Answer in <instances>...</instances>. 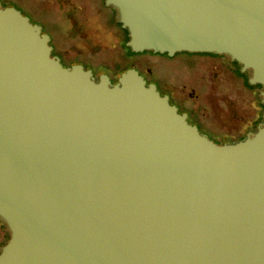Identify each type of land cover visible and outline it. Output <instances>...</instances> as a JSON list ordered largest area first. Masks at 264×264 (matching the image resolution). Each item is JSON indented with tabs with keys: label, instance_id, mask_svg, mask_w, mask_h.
<instances>
[{
	"label": "water",
	"instance_id": "95a60500",
	"mask_svg": "<svg viewBox=\"0 0 264 264\" xmlns=\"http://www.w3.org/2000/svg\"><path fill=\"white\" fill-rule=\"evenodd\" d=\"M131 51L223 54L264 105V0H104ZM0 5V264H264V111L218 143L128 67L51 55Z\"/></svg>",
	"mask_w": 264,
	"mask_h": 264
},
{
	"label": "rangeland",
	"instance_id": "374dc122",
	"mask_svg": "<svg viewBox=\"0 0 264 264\" xmlns=\"http://www.w3.org/2000/svg\"><path fill=\"white\" fill-rule=\"evenodd\" d=\"M18 1L20 4L17 8L22 7V13L30 16L31 21L40 23L43 30L51 34L52 42L55 43L57 35L62 38L64 46L70 45V50L65 52L66 56H73L76 51L81 53L73 59H64V63L78 61L87 66L83 57L93 56L97 62L105 61L109 66H121L111 73L113 78L116 72L128 66L126 63L129 60L123 59L117 47L116 28L108 21L107 13L96 0ZM67 7H73L76 12L72 14ZM72 26L77 31L70 29ZM113 46L115 49H112ZM200 54L210 53L191 55ZM195 59L197 56L179 55L171 58L146 53L136 56L134 62L143 69L147 66L156 68L152 78L165 81V92L174 91L177 97L184 99L186 106L206 120V125L214 133L207 134L211 139L230 140L243 133L249 121L257 115V98L219 59L209 56ZM89 67L95 72L104 69L97 65ZM188 120L194 122L191 116ZM199 127L202 126L199 124ZM4 236L5 229L0 226V239Z\"/></svg>",
	"mask_w": 264,
	"mask_h": 264
},
{
	"label": "flooded vegetation",
	"instance_id": "af4514ba",
	"mask_svg": "<svg viewBox=\"0 0 264 264\" xmlns=\"http://www.w3.org/2000/svg\"><path fill=\"white\" fill-rule=\"evenodd\" d=\"M96 1L99 4L100 8L107 13L108 21L113 26H115V28H116L117 47L120 50L119 52L122 54V57H123L124 60H129L126 63V64H128V66L125 67L124 69L116 72L114 74V78H113V75L111 73H113L114 71H116L121 66L120 65H117V66L116 65L115 66H109L107 64V62H105V61H98L97 62V61H95V58L93 56H91V57H85V58L83 57V59L85 60V63L88 64L89 66L90 65H93V66L94 65H97V66L103 67L104 68L103 70H100L98 72H95L88 65L86 66L83 62H78V61H69L67 64L64 63V59L65 60L73 59V58H75L74 56H77V55L80 56L81 53L79 51H76L73 56H71V55L70 56H66V53L65 52L70 50V45L68 47L64 46L62 44V43H64L63 40H62V38H59L57 35L55 37L56 38L55 43L52 42V39L53 38H52L51 34L49 32H47V31H44L43 28H42V25L40 23L31 21L30 18H29V20L31 22H33V23L39 24L41 26L42 31L46 32L49 35V42L48 43L51 45V55L57 56L59 58V61L62 64L69 66V65H71L73 63H80V64H82L84 66V68L91 69L92 74L95 77V79L98 78V75L100 73H106L108 75V77L110 78V81L111 82H116L118 75L123 70H125L126 68H128V67H134L143 76V78L145 79V82L146 83H150V82L154 83L155 86H156V88L159 90V92L161 94H167L169 101L177 106L179 112H186L187 113V119H189L190 116L193 117L194 122H192V123H194V124L197 125L198 129L200 130V132H203L205 134L211 133V134L214 135V133L211 131V129L206 125V123H207L206 120L205 119H202L201 116L194 109L186 106L185 105V102H184V99H182L180 97H177L175 95L174 91H172V90H170L169 93L165 92V81L164 82H161L160 80H158L156 78H152V74L155 73L156 68H154L153 66H147V67H145V69H143L138 64H136L134 62L135 57L136 56H139V55H145L146 53H150V54L161 55V56H164L165 57L164 53H155V52L147 51V50H144V51H141V52L131 51L130 48L125 44L126 41L128 40L127 30L125 28L121 27L120 23L118 22V20L116 18V11H115V9L113 7H111L110 5H106L104 3V0H96ZM28 2L32 4V2H30V1H28ZM19 4H20V2L18 0H0V5L2 7L3 6L10 5V6H14L15 8H17L19 6ZM19 10L22 12V7ZM67 10L70 11L72 14H74L76 12V10L73 7H67ZM27 11L30 14H32L31 11H29V10H27ZM67 16H69V15H67ZM28 17H30V16H28ZM68 18H69V20H71L70 17H68ZM70 29L76 30V28H74L73 26ZM112 49H115V46H113ZM191 54H192L191 52H182L181 51V52H176L172 56H169V57L175 58V57H178L179 55H187L189 57L190 56H194V57L197 56V59L200 58V57H203V56H209V57L217 58V59H219L223 63V65H225V67L236 78H240L242 80V83L246 87H248L249 89H251L253 91L254 97L257 98V100H256L257 101V106H258L257 115L254 118H252L251 121H249V123L246 125L245 131L243 133H240V134L236 135L235 137L231 138L230 140H223V141H218V140L216 141L214 139L213 140L216 141V142H218V143H220V142L221 143L222 142H233V141H236V140H239V139L245 137L247 133L255 131L256 128H257V126H258V124L263 119L264 105L260 101V95H259L260 86L256 90L254 88H251L247 84L248 83L247 78H248V75H249V70L241 71L240 70V65L236 61L231 60L228 56L223 55V54H213V53L204 54V55H202V54H200V55H191ZM197 59H195V61ZM158 81H160V82H158ZM252 85H257V84H252ZM160 86H161V89L163 91L160 90ZM199 124L202 126L201 128L199 127ZM202 128H203V130H202ZM0 226H1V228L5 229V236H4V238H1L0 239V247H1V245L3 243H5V241L7 240L8 236H9V232H8V230L4 226H2V225H0Z\"/></svg>",
	"mask_w": 264,
	"mask_h": 264
},
{
	"label": "trees",
	"instance_id": "16d2710c",
	"mask_svg": "<svg viewBox=\"0 0 264 264\" xmlns=\"http://www.w3.org/2000/svg\"><path fill=\"white\" fill-rule=\"evenodd\" d=\"M182 52H185V51H182ZM191 53H194V52H191ZM164 55L166 56V53H164ZM168 56V55H167ZM123 69V68H122ZM121 69V70H122ZM248 84V86H250L251 88H254V89H258V87L260 86L259 84H257V85H252V84H249V83H247Z\"/></svg>",
	"mask_w": 264,
	"mask_h": 264
}]
</instances>
